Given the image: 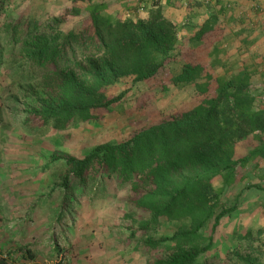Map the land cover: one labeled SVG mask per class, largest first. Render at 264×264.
Segmentation results:
<instances>
[{
    "label": "trees",
    "instance_id": "trees-1",
    "mask_svg": "<svg viewBox=\"0 0 264 264\" xmlns=\"http://www.w3.org/2000/svg\"><path fill=\"white\" fill-rule=\"evenodd\" d=\"M81 1L83 7L72 8L83 17L77 30L36 34L20 47V69L41 71L38 82L30 85L26 110L42 125L56 130L91 118L97 109H108L119 101L124 91L112 97L106 91L121 78L131 77L135 82L153 78L176 51L180 53L176 24L158 7L151 9L147 18L122 19L107 16L101 2ZM6 26L11 46L17 43L22 25L7 22ZM210 29L206 22L191 41L200 42ZM4 49L0 45V73H6L9 79L2 65L12 57L5 58ZM80 55L85 57V65L78 60ZM245 75L242 71L229 79H212L203 74L200 63L184 60L171 82H193L200 94L207 93L214 82L212 96L126 139L98 144L83 157L61 152L53 155L52 160L63 159L67 165L58 211L92 180L97 179L103 187L105 179H112L129 189L126 203L130 210L124 214L129 221L128 245L136 243V251L145 255L157 248L172 250L154 259L153 264H213L207 255L214 246L215 230L237 206L222 202L212 181L220 177L223 187L231 185L239 179L238 168L264 157V143L239 158L234 155L239 139L264 131V109L253 106L255 98L248 91ZM22 78L23 74L11 76L9 83L21 86ZM140 212L146 217L139 216ZM162 224L167 227L166 234L157 238L146 235ZM204 228H209L208 235H204ZM237 259V264H264V259L249 253L238 254ZM0 264L5 262L0 260Z\"/></svg>",
    "mask_w": 264,
    "mask_h": 264
},
{
    "label": "rangeland",
    "instance_id": "rangeland-1",
    "mask_svg": "<svg viewBox=\"0 0 264 264\" xmlns=\"http://www.w3.org/2000/svg\"><path fill=\"white\" fill-rule=\"evenodd\" d=\"M101 3L105 13V5ZM84 4L81 0H0V45L5 46L4 57H12L2 65L9 79L6 73H0V248L4 253L13 252L2 245L6 244L7 234L15 235L14 241L28 245L27 250L36 251L30 257L34 264H153L154 259L167 256L172 250L157 248L145 255L136 251V243L125 242L130 233L129 221L124 218L130 210L126 203L129 189L112 179H105L101 187L95 179L83 192H76L65 209L58 211L67 165L63 159L52 160V156L61 152L83 157L98 144L126 139L144 127L191 109L205 96H212L214 82L205 94H200L193 82H171L184 60L192 61L195 56L197 60H204L200 63L203 74L212 79H229L242 71L235 70L233 59L226 60L217 46L204 44L202 47L201 41L197 44L191 41L198 30L192 36L182 23L176 25L180 53L176 51L153 78L136 82L131 77L121 78L106 91L109 97L124 91L119 101L108 109H97L93 117L78 120L64 130L42 125L28 114L25 105L26 98L31 97L30 85L38 82L41 71L20 69L23 60L20 47L36 34L77 30L83 17L72 8H81ZM7 22L22 25L13 46L5 35ZM80 56L78 60L85 65V57ZM21 74V86L9 83L11 76L18 78ZM244 77L248 91L255 98L253 106L264 109V93L252 86L256 78L248 74ZM262 143L264 131L251 133L235 143L234 155L239 158ZM237 178L226 187L222 186L220 177L212 181L220 200L237 206L220 220L215 230L214 246L207 255L213 264H237L238 254L248 253L264 259V157L238 168ZM138 215L146 217L142 212ZM166 228L162 224L146 235L157 238L167 233ZM203 233L208 235L209 228H204ZM35 242L41 245L36 248L32 245ZM170 246L174 248L173 244ZM41 247L43 252L48 248V252L39 254L37 250ZM51 250L54 251L51 253Z\"/></svg>",
    "mask_w": 264,
    "mask_h": 264
},
{
    "label": "crops",
    "instance_id": "crops-1",
    "mask_svg": "<svg viewBox=\"0 0 264 264\" xmlns=\"http://www.w3.org/2000/svg\"><path fill=\"white\" fill-rule=\"evenodd\" d=\"M95 1L103 2L105 13L111 17L121 18H147L150 10L158 7L162 15L177 26L185 23L184 28H188L192 36L207 22L211 29L201 37L200 46H217L225 54L226 60L230 57L233 59L235 70H244L256 78L253 89L264 93V0H216L209 3L198 0ZM141 5L143 7L140 9ZM221 57L220 60L225 61ZM192 62L202 63L204 60H197L195 56ZM5 237L6 244L2 245L8 246L7 250L13 252L4 253L0 248V257L3 258L0 260L5 264H34V259L26 257L34 250H24L25 244L14 241L15 235L11 237L5 234ZM32 245L37 248L41 244L35 242ZM41 250H37L39 254L48 252V248L43 252L41 247Z\"/></svg>",
    "mask_w": 264,
    "mask_h": 264
},
{
    "label": "built area",
    "instance_id": "built-area-1",
    "mask_svg": "<svg viewBox=\"0 0 264 264\" xmlns=\"http://www.w3.org/2000/svg\"><path fill=\"white\" fill-rule=\"evenodd\" d=\"M200 2H203V3H209V2H212V1H216V0H198ZM143 6L141 5L140 6V9L142 8Z\"/></svg>",
    "mask_w": 264,
    "mask_h": 264
}]
</instances>
